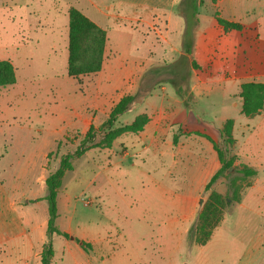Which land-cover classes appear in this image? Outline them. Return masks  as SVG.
Returning a JSON list of instances; mask_svg holds the SVG:
<instances>
[{"label": "rangeland", "instance_id": "1", "mask_svg": "<svg viewBox=\"0 0 264 264\" xmlns=\"http://www.w3.org/2000/svg\"><path fill=\"white\" fill-rule=\"evenodd\" d=\"M77 1L86 3L87 0ZM95 1L105 2L106 0ZM174 1L150 0L149 2L162 6L173 4ZM201 1L203 4V0ZM220 1L224 6L222 10L225 7L228 8L230 0H205L203 5L211 11L213 9V13L210 12L214 23L211 21L207 28L210 29L209 32L213 35L216 46L212 53L208 52L206 50L208 44L204 43L203 38L200 39L195 52L200 69L219 67L218 62L210 58V54L216 58L219 57L232 67L231 63L235 56L234 53H228V44H233L232 36L238 30H245L238 39V45H242V51L238 49L237 55L241 59L246 53L244 47L248 45L246 39H253L254 35H258L261 47L255 50L254 57L258 66L252 65L247 78H253V81H264L262 74L264 61L260 59L264 58V37H261L264 35V0L246 1L245 16L250 25L245 29L238 23H233L237 27L225 29L218 22L223 19L222 11L218 6ZM75 2V0H0V59L12 60L17 69L16 83L0 86V167L5 169V179L11 184H14V172L22 171L23 178L21 182H17L16 186L19 187L20 193L27 196H42L46 185L37 183V177L43 175L47 178L59 167L64 154L76 150L83 138V131L89 127L75 128L68 123L73 119L76 111L89 108L91 101L97 96L96 73L81 76L79 79L72 78L67 73L69 19L65 22L62 6L74 7ZM219 25L224 28V33H233L228 40L220 42L221 44L218 43V38L221 36H219ZM131 26L137 30L140 28V25L134 22ZM53 27L62 30V35L59 36L57 32L49 33L46 37H38L40 40L38 43L34 39L28 42L36 35L35 33L50 32ZM141 32L146 36H151L152 33L156 38L158 36L156 30L152 28ZM131 39L125 36L120 42L123 40L130 42ZM235 40L236 38L234 43ZM17 42L24 45L16 46ZM53 46L56 47L55 52L51 50ZM148 46H150L148 42L141 45L144 48ZM174 46L176 44L173 43ZM120 48L123 49L124 46L121 44ZM179 57V54H173V59H179ZM140 62L143 67L152 69L165 67L172 60L162 61L148 56ZM112 63L115 68H123L126 61L117 58L113 59ZM242 68L246 69L247 66ZM115 79L116 77L108 74L104 78V86L111 83L108 90L115 84L121 89L122 80L118 77V81L115 82ZM164 84L171 86L169 82H160L156 83L155 87ZM187 94L188 105L194 109L193 114L187 118L195 128H201L210 134H218L223 118L232 119L233 124L234 119L238 118L236 131L234 133L232 131L234 143L226 147L222 130L220 139L217 138L215 142L219 147L228 149V157L234 159V166L232 170L229 169L219 177V182L217 180L209 191L202 194L196 220L205 205L210 202L212 191L219 193L222 197H226L229 191L232 193L233 180L240 187V200L223 209V218L212 231L205 245L190 244L186 238L187 234L179 237L171 234L168 227L169 221L151 217V215H157L156 210L159 206L156 203H159V200L156 197L144 198L143 194L138 193V189L132 185H127L132 190L127 186L123 187V170L114 172L115 190H111L106 199L109 203H106L101 211L102 205L99 206L96 201L94 202L91 192L93 188L89 183L93 176V168L107 158L103 154L106 148H91L83 156L72 160L73 169L66 172L62 179L59 197L63 199L71 195L73 201L67 208L62 204V218L58 225L62 226V231L71 229L77 234L85 230V226L90 232L101 236L104 242L100 243V246L105 247L104 255L108 256L110 264H264V137H262L264 131L259 128L254 129L251 124L246 127V123L242 120L245 116L239 114V109L231 105L232 101L238 99L237 96L233 100L222 98L220 90L212 93L210 98L204 93ZM117 96L118 93L115 94V98ZM107 102L103 110L109 109V106L114 103V97L107 99ZM200 111H207V114H201ZM261 112L264 115V108ZM98 113L101 114V111ZM138 114L140 111L120 115L116 126L132 121ZM106 118L107 116L103 121ZM204 120L206 122H203ZM100 139L101 134L97 136V141ZM125 139L119 138L116 143H121ZM255 144L261 147L257 150L259 154L255 153L257 152L253 146ZM115 145L117 147L118 144ZM257 161L261 163V166L263 165V168L257 166L259 164ZM242 165L255 168L258 172L257 176L242 178L241 173L238 172ZM129 192L137 199L138 206L146 202L149 207H152L151 214L142 218L143 214L136 209V205H134L135 209L129 213L126 206L120 204ZM113 201H117L118 206L113 204ZM46 205L47 202L42 204L43 207ZM118 208L123 212H120ZM41 211L43 210L39 208V212ZM67 233L70 235L68 239H75V241L78 239L74 234ZM63 241L59 236L54 241L58 252ZM81 241L90 244V248L85 250L88 254L99 256L102 253L96 244Z\"/></svg>", "mask_w": 264, "mask_h": 264}, {"label": "crops", "instance_id": "2", "mask_svg": "<svg viewBox=\"0 0 264 264\" xmlns=\"http://www.w3.org/2000/svg\"><path fill=\"white\" fill-rule=\"evenodd\" d=\"M75 1L74 7L79 8L106 31L107 43L102 70L95 74L96 80L98 79L97 96L93 98L89 108L76 111L68 125L78 128L101 124L114 105L125 95L136 96L126 113L140 111V114L145 113L149 116V122L143 131L125 133L117 138H126L124 141L116 143V139L111 148H106L103 151L107 158L105 161H100L99 165L92 170L93 176L89 183L93 188V191L91 190L92 198L99 206L102 205L101 211H103V206L109 203L106 199L111 190H115L114 172L123 170L124 188L127 185H132L138 189V193L143 194L144 198L153 196L159 200V203H156L159 206L156 210L157 215H151V217L169 221L168 227L172 235L185 236L196 221L201 196L205 192L208 181L221 167L214 143L217 142V138L220 139L223 124L229 119L223 118L221 120L218 134H210L206 130L195 128L187 118L193 114L194 109L188 105L186 94L201 95L204 93L210 98L212 93L220 90L222 91V98L233 100L237 96L238 99L232 101L231 105L237 107L239 114H242V99L239 96L241 84L254 80L247 78V73L251 72L252 65L258 66L254 57L256 55L255 50L259 46L261 47V42L258 40L260 37L254 35L253 39H246L248 45H244V47L247 56L243 55L239 59L237 50H241L242 45H238V39L239 36H242L241 34L245 33V30H238L232 36L233 44H228V53H234L235 56L234 61L230 60L232 67H229L219 57L216 58L210 54V58L218 62L219 67L213 66L201 70L195 54L200 39L203 38L204 43L208 44L206 47L208 52L212 53L216 46L214 37L209 32L210 29L207 28L211 21L214 23L213 9L211 11L207 7H203L205 0L197 12L189 0H175L173 4L162 6L150 3V0H106L105 2L87 0L86 3ZM179 1L181 2L180 5ZM246 1L230 0L228 8L225 7L224 10L221 9L224 6L221 5L220 1L218 6L222 11L223 19L238 23L244 29L247 28L250 24H248L247 16H245ZM70 8V6H62L65 22L69 19ZM133 22L140 25L138 30L132 28ZM219 27V36H221L218 38V43L221 44L220 42L228 40L233 33H224V28L221 25ZM148 28L156 30L157 38L153 33L151 36L142 34L141 31ZM56 32L59 36L62 35V30L53 27L50 32L35 33L36 35L34 34L35 36L28 42L34 39L38 43L40 42L38 37H46L49 33ZM125 36L132 38L130 42L128 40L127 42L125 40L120 42ZM186 39L187 42L192 41L191 54L184 50ZM147 42L150 46L141 47ZM173 43L176 46L173 47ZM121 44L124 46L123 49L120 48ZM15 45L24 44L17 42ZM54 48L56 49L54 46L51 48L52 52H55ZM173 54H179V59H173ZM68 55L69 53L66 54L67 60ZM148 56L162 61L170 59L172 62L169 64L180 65L177 72L186 76L182 82L184 91L182 96L178 95L172 84L171 86L164 84L155 87L156 83L162 81L163 76L156 78V75L153 74L154 68L143 67L140 61ZM117 58L126 61L123 68H115L113 65V59ZM185 58L188 59V62L182 68L181 61ZM260 59L264 61V58ZM192 61L198 64V68L191 66ZM242 66H247V70L243 69ZM119 68L120 70H118ZM199 69L203 72L201 73ZM108 74L116 77L115 82L118 81V77L122 80L121 89L115 84L108 90L111 83L104 86V78ZM262 74L264 75V70H262ZM216 86L219 87L216 88ZM117 93L118 96L115 98ZM111 97H114V103L109 106V109L103 110L105 104L108 103L107 99ZM99 108L102 110H98ZM96 110L101 111V114ZM200 113L207 114V111H200ZM261 113L254 116L243 114L245 119L242 120L246 123V127L251 124L254 129L259 128L264 131V115ZM234 121L233 133L236 131L238 118H235ZM243 130L242 127V132ZM234 135L236 136V134ZM115 144H118L117 147ZM253 146L255 151L261 148L256 144ZM255 153L259 154V151ZM257 162L259 163L257 166L263 168V165L261 166V163ZM2 169L0 167V264H42L41 253L48 239V203L46 207L42 206L44 202H47L45 200L47 189L42 196L32 197L20 193L16 184L21 182L23 178L22 171L14 172V184H11L5 179V169ZM45 180L46 176L43 175L36 179L39 184H45ZM41 190L43 191V188ZM117 195H119L118 192ZM126 199H123L120 204L126 206L129 213L136 207L141 212L140 214H143L142 218L151 214L153 208L149 207L146 202L140 203L138 206L137 199L134 198L133 194L131 195V192L127 193ZM72 201L71 195L62 199L58 193L59 216L57 225L62 218V204L67 208ZM113 204L118 206L117 201H113ZM134 205L136 206L134 207ZM39 208L43 211L39 212ZM118 210L120 211L119 208ZM58 227L62 229V226L58 225ZM84 228L85 230L79 234L71 231V229L63 230L74 234L80 240L96 244L102 253L99 256H93L88 254L75 239L53 235L54 256L51 264H110L108 256L104 255L105 247L100 246V243L104 242L102 237L90 232L87 227L84 226ZM58 236L64 240L59 252L54 246V241L58 239Z\"/></svg>", "mask_w": 264, "mask_h": 264}, {"label": "trees", "instance_id": "3", "mask_svg": "<svg viewBox=\"0 0 264 264\" xmlns=\"http://www.w3.org/2000/svg\"><path fill=\"white\" fill-rule=\"evenodd\" d=\"M195 12L199 6L202 5L201 0H189ZM224 28L234 27L235 24L225 20H218ZM237 27V26H236ZM107 43L106 31L84 15L80 10L71 7L69 10V41H68V63L67 73L72 78L79 79L81 76L97 73L102 70L104 64L105 47ZM184 50L191 54L192 41H184ZM182 68L186 66L188 59H184ZM191 66L198 68V64L192 61ZM180 65L166 64L162 68H154L153 74L163 76L160 82H169L175 88L178 95L182 96L183 88L182 82L186 76L177 72ZM17 81V72L12 61L8 59L0 60V86H9L15 84ZM242 99V114L245 116H253L259 114L264 108V82L250 81L241 84V91L239 94ZM135 95L123 96L111 109L107 118L101 123L99 127L90 126L83 131V138L79 145L73 152H68L61 157L59 167L51 173L45 180L47 194L45 200L48 203V239L43 246L41 253V263L51 264L54 251L52 248L53 235L63 236L69 238L70 235L59 229L56 225L58 219L57 198L62 179L66 172L73 169L72 160L83 156L91 148H111L114 141L125 133H139L144 130L146 124L149 122V116L145 113L137 115L132 121L116 126L120 115L126 113L133 101ZM233 120H227L223 127L224 142L230 147L235 139L233 138ZM101 134V139L97 141V136ZM214 147L218 153V158L221 167L208 181L205 191H209L214 183L225 172L229 171L234 166V159L228 157V149H223L214 143ZM242 178H252L257 176L258 172L255 168L242 165L238 170ZM232 193L229 191L226 197H222L219 193L212 191L210 202H208L198 215L196 222L192 224L187 234V241L192 244L205 245L209 240L212 231L219 225L223 218V209L230 206L233 202L240 200V187L236 185L233 180L231 183ZM231 193V194H230ZM76 241L82 246L84 250L90 248V244L80 239Z\"/></svg>", "mask_w": 264, "mask_h": 264}, {"label": "water", "instance_id": "4", "mask_svg": "<svg viewBox=\"0 0 264 264\" xmlns=\"http://www.w3.org/2000/svg\"><path fill=\"white\" fill-rule=\"evenodd\" d=\"M230 170H232V168H230Z\"/></svg>", "mask_w": 264, "mask_h": 264}, {"label": "built area", "instance_id": "5", "mask_svg": "<svg viewBox=\"0 0 264 264\" xmlns=\"http://www.w3.org/2000/svg\"><path fill=\"white\" fill-rule=\"evenodd\" d=\"M89 202H91V201H89Z\"/></svg>", "mask_w": 264, "mask_h": 264}]
</instances>
